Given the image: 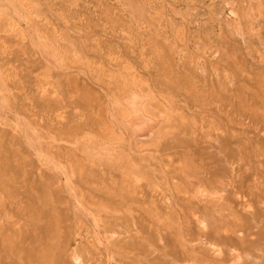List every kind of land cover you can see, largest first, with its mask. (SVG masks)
<instances>
[{
  "label": "rangeland",
  "instance_id": "1",
  "mask_svg": "<svg viewBox=\"0 0 264 264\" xmlns=\"http://www.w3.org/2000/svg\"><path fill=\"white\" fill-rule=\"evenodd\" d=\"M0 264H264V0H0Z\"/></svg>",
  "mask_w": 264,
  "mask_h": 264
}]
</instances>
